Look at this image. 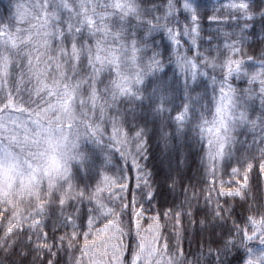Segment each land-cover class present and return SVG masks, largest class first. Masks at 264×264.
Segmentation results:
<instances>
[{
	"label": "snow or ice",
	"instance_id": "obj_1",
	"mask_svg": "<svg viewBox=\"0 0 264 264\" xmlns=\"http://www.w3.org/2000/svg\"><path fill=\"white\" fill-rule=\"evenodd\" d=\"M182 7L190 26H172L179 10L171 4L162 16L148 19L154 9L137 0H8L6 15H0V177L6 181L0 193V264H209L211 249L205 256L184 248L182 220L196 222L195 190L179 208L144 207L154 199L148 194L150 174L137 160L143 158L145 131L130 134L113 114L122 98L154 102L166 148H174L172 141L195 125L210 185L206 202L212 205L211 214L198 221L202 231L213 232L230 220L237 198L251 201L247 223L226 233L211 264H228L233 249H243L242 264H264V190L257 202L250 181L254 168L264 174V57H246L243 51L250 22L264 20V9L254 11L250 0L221 5L244 23L239 33L222 32L228 55L217 80L211 74L217 58L211 48L200 49L196 0H184ZM133 22L144 37L134 35ZM155 32L171 42L172 62L191 103L199 80H211L213 87L206 114L194 117L186 104L172 117L173 130L165 122L171 115L167 83L161 81L149 97L143 91L145 80L165 68L160 54L148 48ZM185 42L192 45L191 56ZM249 63L255 71H247ZM237 78H245L248 87L238 89ZM89 141L105 153V165L119 153L129 173L132 166L144 173L137 183L140 199L131 195L136 178L123 171L97 170L98 182H92ZM76 169L82 171L79 182ZM225 174L233 179L225 182ZM9 177L15 180L11 192ZM49 225L51 234L45 231Z\"/></svg>",
	"mask_w": 264,
	"mask_h": 264
},
{
	"label": "trees",
	"instance_id": "obj_2",
	"mask_svg": "<svg viewBox=\"0 0 264 264\" xmlns=\"http://www.w3.org/2000/svg\"><path fill=\"white\" fill-rule=\"evenodd\" d=\"M184 0H137V3L154 9L149 13L148 19L154 14L162 16L166 7L171 4L174 8L179 10V15L170 20L172 26H190L191 21L186 12L183 10ZM230 0H196L199 9V25L201 29L200 41L201 52L212 49L213 55L217 58V67L211 73L217 80L223 75L220 67V62L227 58V51H225V38L222 32L239 33L244 23L243 19L230 17L228 10L221 8V5H226ZM8 0H0V15H6V7ZM250 5L254 11L259 12L264 9V0H250ZM242 16V14H240ZM134 35L137 38L145 36L144 29L137 28L133 22ZM247 39L243 43L244 55L251 56L259 60L264 57V20L259 17L250 22V27L245 33ZM212 39V44H208V39ZM184 47L188 55H192V45L185 42ZM149 49H153L159 53L165 60V68L162 73H157L155 77H149L145 80L144 95L149 97L157 85L164 81L169 88V101L167 110L170 116L166 117V124L170 130L175 128V122L172 117L181 110L183 106L191 103L188 99L187 93L183 87L182 79L178 69L172 62L174 58V50L168 37L160 32L151 34V40L148 44ZM255 64L249 63L247 71H255ZM238 89H246L248 87L245 78H237L233 81ZM191 96L195 103H191L193 109V116L198 117L202 112L206 114V109L210 107L211 100L214 98L213 87L211 80H199L197 86L191 92ZM154 102L150 99L144 101H136L131 98H122L118 101L116 109L113 114L117 119L123 121L122 126L130 133L135 134L139 130L145 131L146 144L143 145L144 151L141 153L142 159L137 157L139 167L143 168L150 174L148 177L151 193H148L147 188H143L145 193L149 195L154 194V199L149 203L144 202V207L155 209L157 211H166L169 208H179L185 204L186 200H190L192 190L199 195L198 202H192L193 216L195 223L190 221L189 217L182 220L185 227L183 233L184 248L186 253H196L203 251L207 256L208 249L213 251L212 256H207L209 264L215 260V250L222 247V238H227L226 233L231 230L243 226L247 223V216L250 214L245 209L248 204L241 201L239 198L234 202L235 206L231 211V219L223 224L222 227H217L213 232L205 233L201 230L198 221L206 214H211L212 205L206 202L208 195L207 189L210 187L206 182V170L204 165V151L200 143L197 142V133L195 125H190L184 129V135L180 139L173 140L172 143L176 146L174 148H166L161 140L162 122L153 112ZM88 149L90 150V167L93 171V181L98 182L99 177L95 175L97 170L106 168L108 174L119 175L121 171L125 176H132L136 178L131 187V195L134 199H140V188L137 187L138 177L144 175L143 172L137 173L136 167L132 166L131 173L125 167L126 160L121 158L119 153H113L111 162L107 165L104 163L105 153L94 145L91 141L88 142ZM129 164L131 165V157H129ZM77 174V179L82 175L79 169L74 170ZM230 173V169H229ZM175 177L176 185L171 187V178ZM2 186L0 185V193L4 191L5 178L1 177ZM87 179V178H85ZM168 183H165V180ZM217 187H219L220 174H217ZM222 179L228 182L233 179L229 174H225ZM235 179L241 180V177ZM250 181L256 194L257 202L261 199V191L264 190V174H261L258 169H253L250 173ZM8 190L11 192L15 187V180L11 177L7 179ZM227 186V184H226ZM25 187H30L29 182L25 181ZM202 190L203 194H202ZM115 191V189H114ZM215 189L212 190L211 195L216 196ZM119 195V193H117ZM127 195V193H125ZM224 198L221 197L223 203ZM127 202V201H126ZM147 215H151L148 213ZM143 223V221H142ZM146 226V225H145ZM51 225L45 228V231L50 232ZM171 224L169 223L168 231H171ZM61 235L63 233H60ZM168 232H165L167 235ZM58 242V241H57ZM78 254V253H77ZM63 253L61 256L63 257ZM244 256L243 249L237 251L233 249L226 257L228 264H242V257ZM191 259V255H189Z\"/></svg>",
	"mask_w": 264,
	"mask_h": 264
},
{
	"label": "rangeland",
	"instance_id": "obj_3",
	"mask_svg": "<svg viewBox=\"0 0 264 264\" xmlns=\"http://www.w3.org/2000/svg\"><path fill=\"white\" fill-rule=\"evenodd\" d=\"M2 181H3V180H2L1 177H0V185H1V186H2Z\"/></svg>",
	"mask_w": 264,
	"mask_h": 264
}]
</instances>
